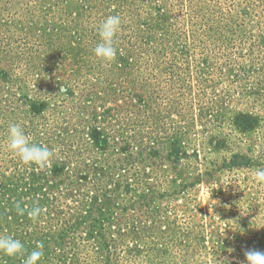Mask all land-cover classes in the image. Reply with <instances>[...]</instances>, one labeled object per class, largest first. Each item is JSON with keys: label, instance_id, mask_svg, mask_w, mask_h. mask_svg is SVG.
Segmentation results:
<instances>
[{"label": "rangeland", "instance_id": "obj_1", "mask_svg": "<svg viewBox=\"0 0 264 264\" xmlns=\"http://www.w3.org/2000/svg\"><path fill=\"white\" fill-rule=\"evenodd\" d=\"M117 14V57L105 64L97 29ZM62 84L68 93L56 95ZM10 123L54 150L47 169L10 152ZM106 166L111 180L93 175ZM258 168L264 0H0V235L10 226L25 249L0 264H24L38 244L40 264H243L245 251H264ZM94 197L97 216L83 217Z\"/></svg>", "mask_w": 264, "mask_h": 264}, {"label": "clouds", "instance_id": "obj_2", "mask_svg": "<svg viewBox=\"0 0 264 264\" xmlns=\"http://www.w3.org/2000/svg\"><path fill=\"white\" fill-rule=\"evenodd\" d=\"M121 24V17L117 14L105 17L98 26L99 42L94 47L93 54L102 63H111L117 57L114 41L121 31ZM68 90V87L62 84L56 95H65ZM7 148L14 156L18 157L23 165L35 166L40 170H45L50 166L54 154V150L47 145L33 143L31 137L26 134L19 123L8 125ZM253 179L258 185H264V168L256 169L253 173ZM40 211L39 208H34L31 215L37 217ZM42 248L43 245L38 244L36 249L26 256L24 264H40L43 256ZM24 251V244L21 240L12 235H0V254L12 258L23 254ZM244 257L243 264H264V251L249 249L245 251ZM213 264H233V260L228 256L214 255Z\"/></svg>", "mask_w": 264, "mask_h": 264}, {"label": "trees", "instance_id": "obj_3", "mask_svg": "<svg viewBox=\"0 0 264 264\" xmlns=\"http://www.w3.org/2000/svg\"><path fill=\"white\" fill-rule=\"evenodd\" d=\"M127 61V59H125V60H123L122 61V63H124V64H126L125 62ZM127 65V64H126ZM119 67L121 66V65H118ZM129 66V65H128ZM94 121H96V116H95V119H94ZM97 131H101V128L100 129H98L97 127L95 128V129H92V131L90 132V134H93V135H95V133L97 132ZM105 139V142H103V143H101V145H102V150L101 149H99V150H101V151H103V150H106V148L108 147V143H107V139L106 138H104ZM93 148H95V149H98V148H100V146L99 145H96L95 144V146H93ZM130 157V156H129ZM101 161L102 160H104V159H101V158H99ZM95 163H97V161L95 162ZM94 163V164H95ZM93 164V165H94ZM32 168V167H31ZM59 166L58 165H54V167H53V169L54 170H59ZM92 168V167H91ZM89 169V168H88ZM104 170H105V172L104 171H102V172H99V171H97V172H94L93 173V175L94 176H97V177H101V178H103V179H105V180H111L110 178V175H111V170H110V166H106V167H104L103 168ZM40 170V169H39ZM89 171H90V169H89ZM41 172V171H40ZM54 172V171H53ZM41 175V173H38L37 175H33V173L31 174V177H30V180H29V183L27 184V191L29 192H34V193H37V191H39V190H41V188L43 187V184H41V185H38L39 184V182H37V181H42L43 179H41L42 177H39ZM56 176H57V172H56ZM4 188V187H3ZM4 189H6V187L4 188ZM7 189H8V187H7ZM24 189H26V188H24ZM108 187H104V190L102 191L103 193V195L104 194H106L107 193V191H108ZM44 190V189H43ZM109 192V191H108ZM44 196V198L46 199V200H44V201H47L48 200V197H47V195H45V194H43ZM91 199H93V198H91ZM94 199L95 200H91V203H92V205H91V209L90 210H88V211H86V213H84V215H82L83 217H92V216H97V211L95 210V212H91V210L93 209V207L94 206H96L97 205V200H98V198H95L94 197ZM99 201V200H98ZM101 202V201H100ZM2 206H4V205H1V203H0V231H6V229L2 226V224H1V221H2V219H4L5 217H4V214L2 213V211L3 210H5L6 208H4V207H2ZM97 207H99V213H101V212H103L104 210H103V208L104 207H101V206H97ZM10 208L13 210V208H14V210H15V208H16V206L15 205H13V204H11L10 203ZM3 209V210H2ZM98 209V208H97ZM105 209V208H104ZM2 210V211H1ZM8 210V209H7ZM11 217H12V215H11ZM99 218H101L102 219V217H100V215H99ZM108 219H110V217L108 218ZM15 220V219H14ZM93 221V223H94V221H95V227L97 228V231H96V233L94 234V235H96V236H98V238L99 239H102L103 240V242H106V233H105V230H103V225H99L100 223H101V221L102 220H99L97 217L96 218H94V219H92ZM99 220V223L98 224H96V222ZM77 223V225L79 224V221H76ZM64 224H66V225H64V227H62L61 228V233H59L60 235L61 234H63V235H61V236H59V243L60 244H58L59 246V248H62L63 250H62V256H58V258H60V259H62V260H64L63 258H64V256L67 254V251H66V244H68L67 242L69 241V239H64V236H65V231H67V230H65L66 228L67 229H71V227H68L67 226V223H65L64 222ZM67 226V227H66ZM93 227V226H92ZM7 228H8V230H7V232L6 233H4V234H1V235H11V227L10 226H7ZM73 228V227H72ZM91 235H93V232L92 233H90ZM135 236V238H136V235H134ZM13 237H15V238H17V239H19V240H21L20 239V236H18L17 234H15V232H14V234H13ZM108 237H109V241L110 242H112V243H114L115 244V240H111L112 238H111V236H110V234H109V232H108ZM95 238V237H94ZM150 240H152V239H150ZM22 241V240H21ZM150 244V243H149ZM103 246L101 247V249L102 250H105L104 251V256H105V254H107V252L108 253H110L111 252V249L113 248V247H111V246H109V244H106V243H103L102 244ZM151 246V248L152 249H149V250H151V251H154L155 252V255H157V256H159V257H161V254H163V253H167V248H165V247H162V246H158V245H156V247L153 245V244H151L150 245ZM158 246V247H157ZM156 248V249H155ZM65 249V250H64ZM31 250V249H30ZM97 251H99V249H97ZM25 252V251H24ZM73 255H71V257H72ZM7 258V259H5V258ZM23 257L24 258H26V255H23ZM74 257V256H73ZM72 257V258H73ZM2 259H5V260H3V262H9L10 261V258L9 257H6V256H4L3 255V257H2ZM44 261H45V259H44ZM70 262H72L71 264H73L74 262H75V260L74 261H72V259L70 260ZM10 264V263H9ZM103 264H112V260H108V257H106L105 258V261H104V263Z\"/></svg>", "mask_w": 264, "mask_h": 264}]
</instances>
